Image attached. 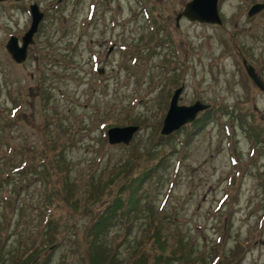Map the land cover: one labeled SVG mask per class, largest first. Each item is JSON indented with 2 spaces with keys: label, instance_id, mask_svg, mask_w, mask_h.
I'll return each mask as SVG.
<instances>
[{
  "label": "rangeland",
  "instance_id": "1",
  "mask_svg": "<svg viewBox=\"0 0 264 264\" xmlns=\"http://www.w3.org/2000/svg\"><path fill=\"white\" fill-rule=\"evenodd\" d=\"M186 1L0 3V264H89V224L158 156L95 250L120 264H264V94L241 62L264 83V7L247 15L264 0H217L220 25H175ZM29 2L44 16L15 63L5 42L19 43ZM178 87V104L209 108L165 138ZM126 125L129 142L108 144Z\"/></svg>",
  "mask_w": 264,
  "mask_h": 264
},
{
  "label": "water",
  "instance_id": "2",
  "mask_svg": "<svg viewBox=\"0 0 264 264\" xmlns=\"http://www.w3.org/2000/svg\"><path fill=\"white\" fill-rule=\"evenodd\" d=\"M216 3L217 0L186 1L180 11L177 12L174 17L175 25H177V21L180 17L190 21H197L199 23L204 22L220 25L221 19L217 12ZM263 7L264 1L261 3L252 4L247 11V15H251ZM28 9L30 13V24L20 37V43L18 44L17 38L15 36H9L5 42V49L8 52L10 58L15 63H21L25 59L26 48L33 42L32 35L36 31L38 22L42 18V12L38 10V7L35 3L30 4ZM241 62L246 75L264 94V83L262 79L257 73H255L251 65L245 63L243 58ZM98 72H102V69H99ZM180 91L181 87L174 89L169 98L168 106L159 128V134L161 135H167L177 130L182 125L191 122L198 112L209 107L208 104H203L199 100H194L189 105L178 104L177 100ZM136 130L137 127L135 125L114 126L106 130V141L110 145H126Z\"/></svg>",
  "mask_w": 264,
  "mask_h": 264
},
{
  "label": "trees",
  "instance_id": "3",
  "mask_svg": "<svg viewBox=\"0 0 264 264\" xmlns=\"http://www.w3.org/2000/svg\"><path fill=\"white\" fill-rule=\"evenodd\" d=\"M206 111H208V109H206L204 112H206ZM208 116H209V112L203 115V117H208ZM199 121L202 122V119L200 118ZM247 132L251 133V131L249 129H247ZM171 134H173V132L164 136V137L167 138ZM147 154H149V152H147ZM61 162H62V166L64 167L63 158H62ZM160 162H161V157L158 156L156 158V162H154L151 165L146 166L145 169H143V171L138 173L133 178L127 179L125 181L126 185L123 187L121 186L119 188V190L117 192V198H115L112 201V203L109 205V210H101L100 213H98V215L93 219L91 224H89L87 230L84 233L83 238L89 243L90 246L96 247V248L90 249L86 253V257L88 258L89 264H120L115 259L114 256H110V258H109L108 256L105 255L106 256V258H105L98 251L100 248H97V247H101V245L104 244V242L102 241V239L99 235L104 230L108 229L111 225V220L116 218L119 199L121 200L120 201V204H121L120 207L122 208V212H123V213L121 212V214L128 215L129 212H131V210L136 209L137 202L139 199L138 191H139L144 179L147 177V175H149L152 171H154L156 164H159ZM54 164L57 165V160L54 161ZM65 171H66V174L64 173L65 175L62 177L63 182L69 181L67 168H65ZM46 172H47V168H45L43 171H41L40 174L43 176V178L48 180L49 175ZM130 183L133 184V186ZM72 187H73V185L69 184V187H67L65 189V191L62 192L61 196H62L63 200L67 201L68 196L69 195L71 196L73 194ZM129 187H131V188H129ZM124 191H127L126 194L129 195V196L127 195V197H126L125 206L123 205V201H122V197H121V193ZM111 206H112V208H111ZM154 230H155V228H154ZM95 249H98V250H95Z\"/></svg>",
  "mask_w": 264,
  "mask_h": 264
},
{
  "label": "flooded vegetation",
  "instance_id": "4",
  "mask_svg": "<svg viewBox=\"0 0 264 264\" xmlns=\"http://www.w3.org/2000/svg\"><path fill=\"white\" fill-rule=\"evenodd\" d=\"M5 1L13 2V1H22V0H0V3H1V2H5ZM30 3H32V2L27 3V11H28V5H29ZM41 12L43 13V16H44V11L41 10ZM28 15H29V12H28ZM29 20H30V17H29Z\"/></svg>",
  "mask_w": 264,
  "mask_h": 264
}]
</instances>
